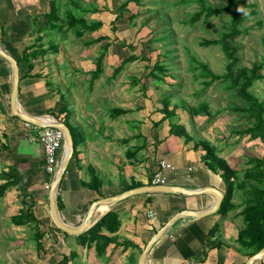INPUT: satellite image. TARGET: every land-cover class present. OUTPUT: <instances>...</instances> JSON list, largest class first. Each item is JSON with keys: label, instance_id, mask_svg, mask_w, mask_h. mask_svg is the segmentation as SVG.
<instances>
[{"label": "crops", "instance_id": "0c3cea01", "mask_svg": "<svg viewBox=\"0 0 264 264\" xmlns=\"http://www.w3.org/2000/svg\"><path fill=\"white\" fill-rule=\"evenodd\" d=\"M54 1L0 0V36H3L0 46L14 58L20 57L26 47L34 46L37 49L36 41L43 42L40 37L48 31L51 21L57 18ZM53 10L57 13L56 17L51 18ZM45 54L46 51L39 55L29 70L25 63L20 65L17 106L20 111L43 119L55 118L49 111L59 114L60 108L64 107L61 116H66L73 128L77 156H72L56 190V202L59 195L63 204L61 209L58 207V212L64 223L77 227L84 221L95 200L134 187L151 185L152 176L161 160L176 166L175 171L168 172L167 184L187 189L209 186L225 192L221 173L209 169L203 160V151L194 148L184 138L170 134L168 122L167 125L157 123L160 120L153 118L150 125L146 117L150 114L148 98L143 94L136 100L127 98L126 101L117 102L110 96L113 89L108 88L107 84L106 88L103 87L101 73L92 79L91 72L95 68L90 72V88L95 84L91 94L75 93L74 70H67L69 72L65 71L60 77L55 76L54 65H46V62L40 65L41 57L46 58ZM2 58L0 185L7 183L8 188L0 199H4L6 211L10 210L11 215L31 205L40 227L56 229L49 197L56 174L52 176L45 170L44 149L35 137V128L26 127V121L11 112L12 70ZM57 66L61 70L64 68V65ZM70 75L72 77L69 79ZM117 108L124 113L117 114L114 111ZM64 156L65 140L58 153L59 166ZM17 178L19 180L12 183ZM86 183L94 186H87ZM9 199L12 206H8ZM214 202L212 195L204 193H137L121 201L95 207L91 225L87 229L108 211H115L119 221L115 230L103 228L101 231L113 240L104 256H97L95 245L90 244L87 236L86 241L79 244L76 238L79 234L65 235V232L59 231L62 234L55 237L56 244L69 249L68 253L79 261L78 264H138L147 242L173 215L183 210L203 211ZM238 211L225 212L222 221L220 216L223 212L178 218L154 243L146 263L245 264L248 256L235 241L240 230L236 218ZM55 229L52 228V232L57 233ZM47 245L54 246L52 241H48L44 248Z\"/></svg>", "mask_w": 264, "mask_h": 264}, {"label": "rangeland", "instance_id": "374dc122", "mask_svg": "<svg viewBox=\"0 0 264 264\" xmlns=\"http://www.w3.org/2000/svg\"><path fill=\"white\" fill-rule=\"evenodd\" d=\"M202 2L207 6L221 7L227 0ZM54 6L58 11L57 18L40 37L43 42L36 41L37 49L46 51V58L41 57L40 65H45V62L46 65H54L53 74L57 77L73 69L75 93L89 96L95 88V84L91 88L89 86L90 72L95 68L98 56L103 54L100 79L103 87L107 84L113 89L112 98L122 102L127 98L136 100L143 94L148 98L150 114L146 117L150 125L153 118L165 125L168 122V126L171 122L184 124L193 137L190 142L194 148L204 152L201 142H207L214 147L216 157L220 161L223 159V165L235 169L231 179L236 187L240 181L257 185L245 177L249 168L247 161L251 156L264 154V142L243 133L252 124L248 114L240 109L244 104L223 78L205 87L200 69H191L190 55L208 65L213 73L225 74L230 59L221 46L206 47L200 42L225 34L229 29L231 12L214 15L205 22L201 18L190 24L188 19L201 7L199 0H55ZM241 6L246 16L240 26L242 33L229 40L237 49L234 72L264 63V0H241ZM68 10L87 22L100 20L103 25L94 32L86 31L78 36L66 26L60 28ZM102 35L109 38L100 43H90ZM105 43L108 46L104 51ZM124 60L127 62L115 72ZM57 65H64L63 70ZM155 65H162L164 72L156 70ZM151 72H155L159 79L153 80L149 76ZM252 90L264 101V78L258 80ZM165 102L169 111L174 112L170 118L160 112ZM201 104L207 105L209 115L203 110L199 114L193 113L192 108H199ZM238 192L232 201L242 206L246 199L245 191L239 189ZM3 200L0 199V264H54L61 259H64V264L79 263L68 253L69 249L57 246L55 237H61L62 233L52 232L55 227H41L46 233V243L52 241L54 246L47 245V248L39 250L33 238V226L13 225L12 215L10 210L6 211ZM8 203L12 206L11 199ZM225 215L223 212L220 221ZM236 218L238 227H242V217L236 215ZM60 256L63 258L57 260Z\"/></svg>", "mask_w": 264, "mask_h": 264}, {"label": "trees", "instance_id": "16d2710c", "mask_svg": "<svg viewBox=\"0 0 264 264\" xmlns=\"http://www.w3.org/2000/svg\"><path fill=\"white\" fill-rule=\"evenodd\" d=\"M134 1L140 2L141 0ZM199 1L201 2V7L188 19V23L190 24H195L196 22L200 21L201 18H203L205 22L214 15H221L226 12H231L229 29L225 34H223L220 38L204 39L200 42L201 46L206 47L220 45L222 50L230 59V62L226 67L227 71L225 72V74L219 75L213 73L208 65L200 62L195 56L190 55V60L192 63L191 69H200V76H203L205 78L202 81L205 87L212 84L215 80L221 78L227 81L229 84L228 87L234 90L235 96L238 97L244 104L240 109L246 112L249 116V119L252 120V124L248 126L243 131V133L250 135V137L252 138H259L262 142H264V101L260 100V98L252 90L256 82L264 78V73L262 72V70L264 69V63H256L249 69L243 68L236 72L233 71V66H235L234 64L237 62V57L235 56V52L237 49L231 46L229 40L236 38L239 34L242 33L240 26L245 21L246 16L243 14L241 0H227V3L221 7L207 6L204 2H202L203 0ZM56 13L57 12H55L54 10L51 11V18L56 17ZM102 25L103 22L100 20L87 22L85 18L77 17L71 10H68L66 11V20L63 21V23L60 25V28L66 26L68 29L74 30V32H76V34L79 36L86 31L94 32L100 29ZM108 38L109 36L102 35L91 40L90 43H100L101 41ZM0 42H3V36H0ZM107 46L108 43H105L103 46L104 51ZM44 53V50L35 49L34 46L26 47L23 54L20 57H16L19 67L22 63H25L28 70L31 69L34 65V60L39 55H43ZM103 58L104 55L100 54L96 59L95 70L91 72L92 79L100 75ZM133 58L134 57H132V59ZM5 62L10 67V64L6 60ZM126 62L127 60H124L121 65L117 66L115 68V72H118ZM154 68L156 70H159L160 72H164V67L162 65H155ZM28 74L31 73L28 72ZM149 76L153 80L159 79L155 72H151ZM195 77L198 78V76ZM168 97L169 96H167L166 98ZM167 106L168 103L165 102L160 109V112L164 114V117L166 116L167 118H170L173 116L174 112L169 111ZM200 110L205 111V113L209 115L207 105L201 104L199 108H192L194 114H199ZM64 111V107H61L59 114H55L52 110L49 111V114L53 115L56 119L66 123L71 130L73 138H75V133L68 122V118L66 116H61V113H63ZM114 111L117 114L124 113L123 110H120L118 108L114 109ZM159 122L160 121H158L157 123ZM169 132L170 134H175L177 136L183 137L186 142H190L193 140V137L186 131L184 124H175L174 122H171ZM201 143L203 144L202 147L204 149L203 160L207 163L209 169H211L213 172L221 173V177L226 186L223 202L217 212L220 213L234 211L242 207L236 213V215H240L242 217V227H240L238 236L235 241L249 257L259 251L262 247H264V154L262 156H251L247 161L249 168L247 169L245 177L252 179L256 182L257 185H248L243 181H240L238 183V186L236 187L235 182L231 179V177L236 173L235 169H230V166H227V164H222L223 159L222 161H220L221 159L216 157L214 147H210L205 141H202ZM76 156L77 151L76 149H74L73 158H75ZM17 180L19 179H14L12 183L17 182ZM86 185L90 187H92V185L94 186V184L89 183H86ZM7 188V183H3L0 185V197L4 195ZM238 188L244 189L245 191L246 199L244 205L242 206L232 201L234 194L239 193ZM99 194L102 195L101 192H99ZM57 203L59 209H61L63 204L59 198V195L57 196ZM12 223H14L15 225L31 224L34 229L33 238L37 241L39 250L45 249L44 245L46 244V241L44 236L46 233L41 230V227L39 226L40 221L35 217L31 209V205H28L26 207L24 206V208L19 209L18 213L12 215ZM118 224L119 221L117 213L115 211H108L89 229L77 235V241L79 244H83L88 237L90 244L94 243L95 245L97 256H104L106 254L107 247L113 240L111 237L101 233V231L103 228L109 229L110 231L115 230ZM56 229L58 231H61L58 227H56ZM64 234L69 235L67 233ZM263 259L264 258H262L255 264H264ZM54 264H64V259H61Z\"/></svg>", "mask_w": 264, "mask_h": 264}, {"label": "water", "instance_id": "95a60500", "mask_svg": "<svg viewBox=\"0 0 264 264\" xmlns=\"http://www.w3.org/2000/svg\"><path fill=\"white\" fill-rule=\"evenodd\" d=\"M0 55L10 64L11 70H12V87H11V93H10V108L11 112L14 116L19 117L23 121L30 122L34 125H38L41 127H53V128H60L63 130L65 134V156L64 159L61 161L58 172L54 176L51 186H50V207H51V213L52 217L57 225V227L68 234H81L83 231H85L90 225H91V218L94 212V209L97 205L101 204H111L118 201H121L128 196L142 193V192H160V193H181L184 195H197V194H209L212 195L215 198V202L213 205L203 211H193V210H183L175 215H173L147 242L145 248L143 249L141 256L139 258L138 264H147L146 258L148 256V253L154 243L164 234L166 233L171 225L180 217L182 216H196V217H203L212 213H215L219 210L223 199H224V192L220 189H217L215 187H202L198 189H187L178 185H170V184H151V185H143L140 187H134L128 190L123 191L120 194L104 197L101 199L95 200L89 210L88 213L84 219V221L78 225L77 227H71L64 223L62 218L60 217V214L58 212V206L56 202V190L57 187L62 179L63 174L65 173L69 161L72 159V156L74 154V140L70 131V128L66 123L63 121H60L56 118L53 119H43L42 117H37L33 115H29L27 113H24L18 109V94H19V81H20V70H19V64L16 58H14L12 55H10L7 51H5L0 46ZM264 258V247H262L259 251L252 254L248 257L245 264H255L259 260Z\"/></svg>", "mask_w": 264, "mask_h": 264}, {"label": "built area", "instance_id": "2783aa9c", "mask_svg": "<svg viewBox=\"0 0 264 264\" xmlns=\"http://www.w3.org/2000/svg\"><path fill=\"white\" fill-rule=\"evenodd\" d=\"M28 128H35L37 135L35 136L42 144L45 154L44 167L50 175H55L58 172L59 161L58 153L63 146L65 134L60 128L53 127H38L30 122H25ZM176 170V166L165 160H161L158 164L157 170L154 172L151 183L152 184H167L168 172ZM151 213V212H150ZM152 215V213H151Z\"/></svg>", "mask_w": 264, "mask_h": 264}]
</instances>
